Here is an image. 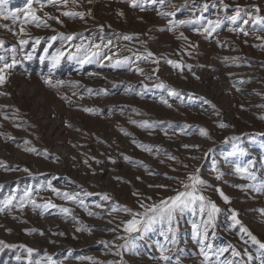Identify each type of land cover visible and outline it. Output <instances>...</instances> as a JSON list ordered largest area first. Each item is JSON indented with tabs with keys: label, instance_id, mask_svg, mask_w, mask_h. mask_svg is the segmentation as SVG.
Here are the masks:
<instances>
[{
	"label": "rangeland",
	"instance_id": "rangeland-1",
	"mask_svg": "<svg viewBox=\"0 0 264 264\" xmlns=\"http://www.w3.org/2000/svg\"><path fill=\"white\" fill-rule=\"evenodd\" d=\"M132 3L78 0L64 7L59 0L56 6L50 0H33V9L47 27L24 23L28 0H4L0 5V56L8 63L17 62L0 86V207L6 197H16L0 212V241L12 246L0 245V264H30L26 248L36 250L31 264L43 261L45 253L55 264L121 260L123 264H163L153 259L159 256L158 244L165 243L159 231L135 241V254L119 249L125 241L116 237L125 234L117 226L130 217L122 211L112 212L111 207L136 211L138 200L158 202L173 195L180 187L177 181L197 168L209 185L203 194L222 210L208 242L214 248L230 244L241 253L233 257L229 250L221 260L264 264V250L239 233V226L232 228L229 219L230 210H235L241 224L264 243V194L237 187L256 181L241 179L234 171L237 164L252 163L257 180H264V136L257 135L264 133V119L259 118L264 116V19L252 22L257 16L264 17V0H225L227 10L209 7L195 16L193 0H170L164 7L138 0L144 10ZM173 5L179 6L174 14ZM237 5L244 13L236 24L223 19L211 37L194 31L208 20L234 15ZM63 11L86 15L70 18ZM158 12L170 14L160 16ZM48 17L59 18L60 23ZM189 19L193 23L167 30L170 20ZM241 27L247 36L229 30ZM181 33L186 40L180 38ZM68 35L73 36L71 41L62 38ZM125 35L133 39H122ZM21 38L28 43L21 46ZM108 40L111 45L91 55L96 49L90 44H107ZM80 45L84 47L78 51ZM58 51L64 55L53 67L51 57ZM147 51L154 54L147 60H136L133 55ZM85 56L91 59L81 63ZM124 57H130L129 62L117 66L116 61ZM168 60L191 67L173 68ZM46 79L51 84H45ZM169 90L181 95H169ZM221 123L227 126L221 128ZM200 128L208 132L207 137L199 134ZM185 144L198 147L186 149ZM237 146L246 155L228 156ZM214 161L222 173L220 180L212 171ZM49 185L60 193L76 194L77 202L56 195ZM217 188L230 197L229 204L221 200ZM29 189L37 204L51 201L56 207L36 208L28 202L21 209L20 198ZM133 192L141 195L133 196ZM104 194L111 199L102 201ZM62 208L71 214L61 212ZM199 219L191 212L179 219L177 244L171 253L178 264H202L191 230V222ZM117 251L121 254L116 255Z\"/></svg>",
	"mask_w": 264,
	"mask_h": 264
},
{
	"label": "snow or ice",
	"instance_id": "snow-or-ice-1",
	"mask_svg": "<svg viewBox=\"0 0 264 264\" xmlns=\"http://www.w3.org/2000/svg\"><path fill=\"white\" fill-rule=\"evenodd\" d=\"M50 2L53 4V6H56L57 0H50ZM72 3L73 5L77 4L78 0H59V3L67 7L69 3ZM4 3V0H0V5ZM151 3H159L162 7L168 6L170 4V0H151ZM133 7H141V10L143 9V6L138 3V0H133L132 3ZM188 5L186 4L185 7ZM209 7H215L221 11L227 10L229 8V5L225 3V0H212L211 3L208 2V0H205L203 3H197V0H193L192 8H193V15L195 16V13L197 11H207ZM173 14L175 11L179 10V6L173 5ZM255 11L257 13L260 12L259 8H256ZM242 13H244V9L241 8L239 5L235 8V14L231 15L229 17H221L218 16L216 20H208L206 25H202L200 28H195L194 31L197 33H200L204 35L205 37H211L218 28L221 26V22L223 19L230 20L233 24H236V22L241 18ZM170 13L165 12H158V15L160 16H167ZM62 15L65 17L75 18L79 17L80 19H84L85 13L84 12H77V11H63ZM250 15V14H249ZM24 23H33L36 27H40L41 25L47 27L46 21L42 20L41 17H39L36 13V11L33 9V0H28V6L25 9L24 13ZM15 18V16H13ZM49 19H53L54 17H48ZM57 20V23H60L59 18H54ZM199 19V18H198ZM264 19V17H256V20H253V23H256L259 20ZM193 23V20H177L175 22L169 21L170 27L167 28L168 31H172L173 28L179 26V25H187ZM244 24L249 23L248 20L243 21ZM162 31L164 29H161ZM230 31H239L243 32L245 36L248 35V32H246L242 27L241 28H232L229 29ZM103 32V28L101 27V33ZM20 35L24 36L26 35L25 29L23 27L20 28ZM63 39H66L68 41H71L73 39L72 35H68L66 37L62 36ZM101 41H103V36L101 35ZM180 38L187 39V37L183 36V33H181ZM53 40L56 39L55 36L52 37ZM122 39L130 41L133 39L132 36L125 35L122 37ZM257 39H260V37H257ZM28 43V40L21 38L19 40V44L21 46ZM36 44H39V39L35 40ZM112 44L111 40H108L107 44H90V48L96 49L95 52H92V56L99 55L100 48L108 47ZM2 42H0V47H2ZM84 46L80 45L78 46L77 50L79 51ZM48 49H45V52H47ZM64 55L62 51H58L57 53L53 54L51 57L53 67L59 63L60 58ZM136 58V60L141 59H149L153 57V53L150 51H147L144 54L140 53H134L133 54ZM30 58V55L29 57ZM43 59V57H41ZM91 59V56H85L84 60H81V63H84L85 60ZM110 59V58H109ZM130 60V57H124L122 60H117L116 65L120 66L123 64H127ZM153 63H158L156 59H152ZM16 60L13 59L11 63H8L4 61V57L0 56V86L4 85L8 78V73L12 68L16 65ZM167 63L171 65L173 68L182 69L183 67L190 68L189 65H183L180 62L168 60ZM137 71H141L137 69ZM155 71V70H154ZM45 84H51L50 80H45ZM59 83V82H58ZM243 83V82H242ZM56 86V85H52ZM159 87L163 88L165 87L163 84L159 85ZM91 91V90H89ZM169 95L172 96H180L181 94L179 92H176L174 90H169ZM189 99H192V96L189 95ZM202 99V98H201ZM164 103H167V101H164ZM207 103V101H205ZM86 112H91V109H84ZM6 118V117H5ZM260 119H264V116L259 117ZM142 127L146 125H141ZM227 125L221 123L219 127L223 128ZM199 134L202 137H207L208 132L204 128L199 129ZM127 135V133H125ZM259 136H264V133H258ZM233 140H237V137H233ZM27 143V142H26ZM138 147H141L145 151L151 152L152 149L145 146V145H137ZM184 148L189 147H198V146H190V145H183ZM264 147V145H262ZM25 151L33 152L35 151L34 148H26ZM211 151V149L209 150ZM237 153L241 155H246V150L244 148H241L239 146L236 147V150L234 152L228 153V156L236 155ZM207 155V154H206ZM170 160H175L176 157L169 156ZM128 157H125V160H127ZM192 159H196L195 157H192ZM227 159V157H225ZM185 168H187V165H184ZM254 165L252 163H248L245 165L237 164L235 166V173L244 180L248 181H256V183L246 184V185H238L237 187H240L242 189H250L252 191H255L257 193L264 194V180H257V176L254 172ZM24 171H28L27 169H24ZM212 171L216 173L215 179L220 180L222 178V173L219 172L217 165L215 161L212 165ZM166 175V174H165ZM168 179H174L172 177H167ZM139 179V177H137ZM177 183L180 185L178 189H174L173 195H170L166 198L160 199L158 202H153L150 204L144 203L142 200H138L139 203V210H132L126 206H119L117 207L115 204L112 205L111 211L112 212H123L127 214L130 218L124 221H121V223L117 226L120 227L122 232L125 234L124 236H117V239H122L125 242L121 245H119V249H122L124 252H130L135 254L137 250V244L135 241L140 240L144 237L145 234L150 233L152 231H159L160 236L164 238L165 243H160L157 246V251L159 252L158 257H153V259H158L159 261L163 262V264H178V260L174 261L173 257L171 255L173 249H175V246L177 244V236H178V224L179 219L186 213L191 212L193 215H199L200 219L198 221H192L191 222V230H192V239L194 242H196L199 245V255L203 257L202 264H213L215 260V264H238V261L236 260H221V257L224 255V253L231 250V255L233 257H239L241 255L240 252H238L232 245H228L223 248H214L212 243L208 242V236L210 229L215 228V221L217 218V215L222 211L220 207L217 206V204L211 200H209L204 194L203 190L206 187H209L207 184V181L204 180L200 175V169L197 168L194 172L189 173L184 180H179ZM149 187H153V185H149ZM155 187H167L166 185H155ZM49 188L53 193H55L58 196H62L65 200L77 202V195L76 194H69L67 192L60 193L56 188L51 187L49 185ZM216 192L219 193V196L221 200L225 204H229L230 197L227 196L221 189L217 188ZM85 195H89V193L85 192ZM141 194L138 192H133V196L139 197ZM16 199L15 196H8L6 197L2 204L3 207H0V212H3L5 207H8L13 204V201ZM102 201H109L111 199L110 196L107 194H104L100 197ZM145 199L150 200L151 197H145ZM30 202L33 207L36 208H44V209H50L55 208L56 205L53 204L51 201H47L44 204H37L36 200L32 198V190L29 189L28 191H25L24 195L20 198L19 207L22 209L26 203ZM79 204H83V201H78ZM96 207H102L101 204H97ZM61 212L65 214H71L70 209L68 208H62L60 209ZM231 215L229 217L231 221V227L236 228L239 226V233L247 235L251 242L253 244H256L259 246V249L264 250V243L257 240V238L252 235V233L241 224V221L238 219V213L235 210H230ZM262 214H264V210H261ZM111 214V213H110ZM88 215H96V213L88 212ZM85 229L83 228H77L76 231H83ZM111 231H115V229H111ZM42 234V233H41ZM63 235V233H61ZM0 245H3L4 247H12L11 245L4 244L3 241H0ZM169 245L171 247H169ZM20 247H25L21 245ZM27 257L26 259L29 260L31 264V258L33 257V254L36 252L33 248H26ZM116 255H120V251H117L115 253ZM244 255H248L247 252L244 253ZM21 257H17V260H20ZM90 259V258H89ZM249 261L252 259L251 256H248ZM55 264L53 261L52 256L48 255L47 253L44 254L43 261L40 259L35 260V264ZM93 264H96V262H93ZM107 264H123V261L113 262L109 261Z\"/></svg>",
	"mask_w": 264,
	"mask_h": 264
}]
</instances>
